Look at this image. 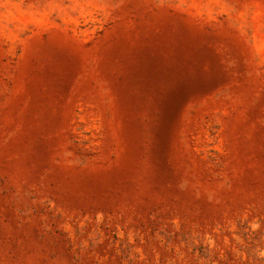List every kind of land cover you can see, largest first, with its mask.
Here are the masks:
<instances>
[{
  "label": "rangeland",
  "instance_id": "1",
  "mask_svg": "<svg viewBox=\"0 0 264 264\" xmlns=\"http://www.w3.org/2000/svg\"><path fill=\"white\" fill-rule=\"evenodd\" d=\"M0 264H264V0H0Z\"/></svg>",
  "mask_w": 264,
  "mask_h": 264
}]
</instances>
